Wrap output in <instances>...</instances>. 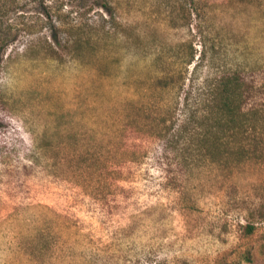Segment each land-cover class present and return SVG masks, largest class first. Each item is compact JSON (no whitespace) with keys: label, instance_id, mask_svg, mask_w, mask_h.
<instances>
[{"label":"rangeland","instance_id":"obj_1","mask_svg":"<svg viewBox=\"0 0 264 264\" xmlns=\"http://www.w3.org/2000/svg\"><path fill=\"white\" fill-rule=\"evenodd\" d=\"M227 71L250 122L184 151ZM223 260L264 264V0H0V264Z\"/></svg>","mask_w":264,"mask_h":264},{"label":"trees","instance_id":"obj_2","mask_svg":"<svg viewBox=\"0 0 264 264\" xmlns=\"http://www.w3.org/2000/svg\"><path fill=\"white\" fill-rule=\"evenodd\" d=\"M249 86L238 71L220 73L215 80L201 90L198 107H188L189 97L186 95L187 108L185 117L180 127L174 133L175 136L186 138L183 150L202 148L207 142L215 148H220V131L243 128L250 122L253 111L245 110L244 105L248 98ZM200 123L195 129L189 124ZM203 126V127H202ZM179 142L180 139L170 137L167 139ZM195 147H192L193 145ZM219 264H231L228 261H220Z\"/></svg>","mask_w":264,"mask_h":264}]
</instances>
